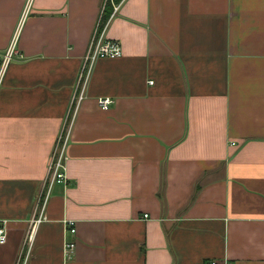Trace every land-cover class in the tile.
I'll return each mask as SVG.
<instances>
[{
    "label": "crops",
    "instance_id": "0c3cea01",
    "mask_svg": "<svg viewBox=\"0 0 264 264\" xmlns=\"http://www.w3.org/2000/svg\"><path fill=\"white\" fill-rule=\"evenodd\" d=\"M103 4L0 0V264H264V0Z\"/></svg>",
    "mask_w": 264,
    "mask_h": 264
},
{
    "label": "built area",
    "instance_id": "2783aa9c",
    "mask_svg": "<svg viewBox=\"0 0 264 264\" xmlns=\"http://www.w3.org/2000/svg\"><path fill=\"white\" fill-rule=\"evenodd\" d=\"M111 3L114 6V10L117 12L119 10V6L114 3V0H104L103 4V10H102V16L104 11L106 10L107 5ZM99 25L98 24L96 31L92 37V40L90 42L88 52L85 56V69L84 72H86L87 68L89 72H91L94 65L98 62V60L103 58H120L123 56V50L120 45V43L107 39L105 35V31L99 33ZM16 40L11 44V46L8 48L5 56H4V62L3 66L1 68V71H3L7 65L10 64V62L16 57L21 56L17 47H16ZM84 74H82L81 79L84 78ZM153 84V82H150ZM83 97H81L82 99ZM114 103V101L111 98H101L98 100V105L103 110H109L111 105ZM55 155L58 156V160L55 163L54 166V172L50 180V189L53 187L54 184H66L68 181L67 176V157L65 156V149H59L58 147L55 150ZM43 214H41V217H39L35 224V228L40 225L43 221ZM146 218L148 215L145 216ZM67 225L71 231L72 234H76L77 230L75 227V222L69 221L67 222ZM7 242V234L5 232V228H0V244H5ZM76 250V244L75 243H68L65 246V254L68 259H72L75 255ZM212 264H219L218 262H212Z\"/></svg>",
    "mask_w": 264,
    "mask_h": 264
},
{
    "label": "trees",
    "instance_id": "16d2710c",
    "mask_svg": "<svg viewBox=\"0 0 264 264\" xmlns=\"http://www.w3.org/2000/svg\"><path fill=\"white\" fill-rule=\"evenodd\" d=\"M115 1V3H120L122 0H114ZM110 7V8H109ZM112 8V4L111 3H109L108 5H107V7H106V10H105V13H106V16H110V14H111V11H110V9Z\"/></svg>",
    "mask_w": 264,
    "mask_h": 264
}]
</instances>
